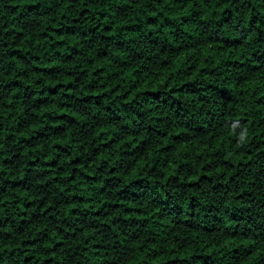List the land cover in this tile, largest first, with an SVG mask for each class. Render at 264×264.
<instances>
[{"label": "trees", "instance_id": "1", "mask_svg": "<svg viewBox=\"0 0 264 264\" xmlns=\"http://www.w3.org/2000/svg\"><path fill=\"white\" fill-rule=\"evenodd\" d=\"M0 264H264V0H0Z\"/></svg>", "mask_w": 264, "mask_h": 264}, {"label": "clouds", "instance_id": "2", "mask_svg": "<svg viewBox=\"0 0 264 264\" xmlns=\"http://www.w3.org/2000/svg\"><path fill=\"white\" fill-rule=\"evenodd\" d=\"M248 131L247 129H244L240 135L237 137V140H238V145L239 146H243V144L245 143L246 139L248 138Z\"/></svg>", "mask_w": 264, "mask_h": 264}]
</instances>
